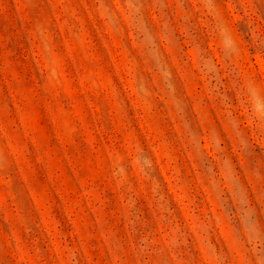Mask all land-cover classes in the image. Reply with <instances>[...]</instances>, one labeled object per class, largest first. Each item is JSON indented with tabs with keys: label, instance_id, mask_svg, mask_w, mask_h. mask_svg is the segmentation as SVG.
I'll return each instance as SVG.
<instances>
[{
	"label": "rangeland",
	"instance_id": "rangeland-1",
	"mask_svg": "<svg viewBox=\"0 0 264 264\" xmlns=\"http://www.w3.org/2000/svg\"><path fill=\"white\" fill-rule=\"evenodd\" d=\"M0 264H264V0H0Z\"/></svg>",
	"mask_w": 264,
	"mask_h": 264
}]
</instances>
